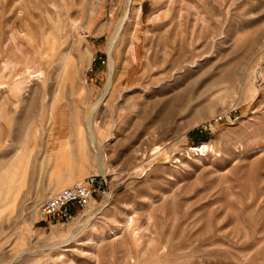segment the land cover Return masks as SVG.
<instances>
[{"label":"rangeland","instance_id":"rangeland-1","mask_svg":"<svg viewBox=\"0 0 264 264\" xmlns=\"http://www.w3.org/2000/svg\"><path fill=\"white\" fill-rule=\"evenodd\" d=\"M125 8L0 0V264H264V0Z\"/></svg>","mask_w":264,"mask_h":264},{"label":"built area","instance_id":"built-area-1","mask_svg":"<svg viewBox=\"0 0 264 264\" xmlns=\"http://www.w3.org/2000/svg\"><path fill=\"white\" fill-rule=\"evenodd\" d=\"M105 181L102 175L90 174L59 189L41 203L42 214L63 223L69 222L75 215V208L83 209L95 193L102 192Z\"/></svg>","mask_w":264,"mask_h":264},{"label":"bare ground","instance_id":"bare-ground-1","mask_svg":"<svg viewBox=\"0 0 264 264\" xmlns=\"http://www.w3.org/2000/svg\"><path fill=\"white\" fill-rule=\"evenodd\" d=\"M132 0H126V8L123 12V15L121 16L120 18V24L118 26V29L120 27V25H122L124 22L127 21V19L129 18V11H130V4H131ZM116 32V31H115ZM115 35V34H114ZM114 38V37H113ZM113 38L111 39V42L109 43L108 45V50L110 51L111 50V44L113 42ZM109 73L107 75V80H106V84L101 92V95H100V99H98L100 102H103L105 100V98L110 94V90H111V86H112V83H113V72H114V64H113V60L110 58L109 59ZM115 82V80H114ZM95 105V104H94ZM95 108V107H94ZM93 108V109H94ZM94 111V110H93ZM77 130L78 129V126H77ZM81 131V130H80ZM80 134V133H79ZM81 136V134H80ZM81 139V137H80ZM79 140V139H78ZM83 140V139H81ZM80 142V141H79ZM84 142V141H83ZM82 144V143H81ZM206 148V146L204 144H200L196 147H192L193 150H199V151H203L204 149ZM59 179H62V177H60ZM71 179H64L63 181H59L58 183H56L53 187L54 189H57L61 186H63L64 184L68 183ZM57 182V181H56ZM54 184V183H53ZM52 187V188H53ZM4 188V187H2Z\"/></svg>","mask_w":264,"mask_h":264}]
</instances>
